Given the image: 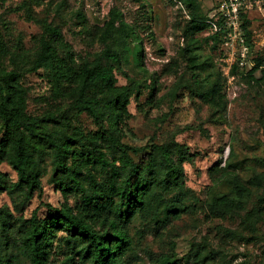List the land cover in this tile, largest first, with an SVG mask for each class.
Listing matches in <instances>:
<instances>
[{
    "label": "rangeland",
    "instance_id": "1",
    "mask_svg": "<svg viewBox=\"0 0 264 264\" xmlns=\"http://www.w3.org/2000/svg\"><path fill=\"white\" fill-rule=\"evenodd\" d=\"M200 2L204 15L222 22L221 39H211L217 31L214 26L192 41L187 38L188 12L177 0H0V31L11 51L0 54V69L21 73L32 114L69 104L53 94L44 70H30L40 38H50L46 24L59 27L79 56L92 59L105 47L99 30L116 9L142 41V48L131 43L114 71L118 85H128L130 79L140 83L130 105L132 132L126 141L140 146L176 140L186 145L193 155L184 164L186 184L200 202L196 212L185 213L164 228L136 220L131 226L134 250L126 257L131 264H195L197 252L200 264H264V16L258 10L243 11L237 21L226 14V0ZM242 14L250 22L251 45L245 38ZM138 50L143 52L142 61ZM193 50L200 62L207 63L206 71L189 67ZM257 59L263 63L254 73L259 82L249 77ZM211 72L227 77L224 109L201 98ZM74 123L87 132L97 130L86 113L74 115ZM43 168V190L25 203L26 217L34 211L46 217L65 202L51 181L50 159ZM0 170L11 183L18 181L8 163L1 164ZM231 175L249 184L251 195L242 210L218 218L206 204L217 195L231 193ZM21 200L17 193L0 191V206L13 209ZM174 243L177 250L172 259Z\"/></svg>",
    "mask_w": 264,
    "mask_h": 264
},
{
    "label": "trees",
    "instance_id": "2",
    "mask_svg": "<svg viewBox=\"0 0 264 264\" xmlns=\"http://www.w3.org/2000/svg\"><path fill=\"white\" fill-rule=\"evenodd\" d=\"M188 12L185 35L191 41L213 26L204 15L200 0H177ZM243 30L252 44L250 22L242 14ZM219 28L221 21H216ZM31 71L44 70L55 96L69 100L68 107L47 109L40 114L27 110L21 73L0 69V165L8 163L18 181L11 183L0 170V191L17 193L14 208L0 206V264H131L126 257L134 250L131 226L136 220L164 228L185 213L198 210L200 198L187 187L184 164L193 159L186 145L172 140L145 145L126 141L130 105L140 83L130 79L118 85L115 68L121 66L131 43L142 41L123 13L113 9L99 30L104 49L94 58L79 56L62 30L45 25ZM217 30L211 39H221ZM63 52V54L60 53ZM14 52H12L13 54ZM191 52L189 67L206 71ZM0 54H11L0 31ZM142 50L137 58L142 61ZM80 62V63H78ZM250 80L262 67L256 60ZM264 75V68L262 69ZM264 78V76H263ZM208 88L201 98L219 109L226 106L227 77L222 72L206 75ZM86 113L97 130L87 132L74 123V115ZM50 159L51 181L65 202L46 217L24 206L43 190L44 164ZM231 193L215 196L206 207L218 218L242 210L251 195L249 184L231 175ZM75 203L70 204L69 200ZM170 258H176V243ZM177 260V259H176ZM194 254V263H201Z\"/></svg>",
    "mask_w": 264,
    "mask_h": 264
},
{
    "label": "built area",
    "instance_id": "3",
    "mask_svg": "<svg viewBox=\"0 0 264 264\" xmlns=\"http://www.w3.org/2000/svg\"><path fill=\"white\" fill-rule=\"evenodd\" d=\"M226 4H229L226 14H228L229 18L237 21L243 11L258 10L264 16V0H226ZM212 24L216 30L219 29V25Z\"/></svg>",
    "mask_w": 264,
    "mask_h": 264
}]
</instances>
